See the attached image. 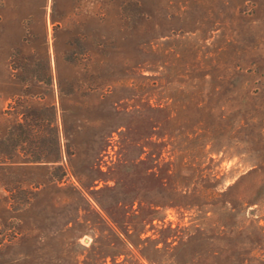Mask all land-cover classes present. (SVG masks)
<instances>
[{"label":"rangeland","instance_id":"obj_1","mask_svg":"<svg viewBox=\"0 0 264 264\" xmlns=\"http://www.w3.org/2000/svg\"><path fill=\"white\" fill-rule=\"evenodd\" d=\"M52 10L0 0V264H264V0ZM73 47L90 59L66 61ZM47 57L52 84L38 80ZM60 77L86 94L62 104ZM53 100L60 162L45 145ZM34 110L29 161L17 127Z\"/></svg>","mask_w":264,"mask_h":264},{"label":"trees","instance_id":"obj_2","mask_svg":"<svg viewBox=\"0 0 264 264\" xmlns=\"http://www.w3.org/2000/svg\"><path fill=\"white\" fill-rule=\"evenodd\" d=\"M57 3L58 0H53V10H52V16L53 19L56 20L57 19ZM82 37H84L83 35H81ZM77 43H79V39L76 40ZM71 45V41L69 42ZM79 48V46H77ZM77 47H73V49L68 50L66 53V56L63 57L65 58L66 61L70 62V63H74V64H78L81 61V58L84 59H90V53L88 52V50H82V48L77 49ZM61 57V54L59 52L56 53V60L57 62L59 61ZM37 65H39V63H37ZM20 68L21 69H27L28 66L25 62H20L18 63V66L15 65V68ZM41 70L43 73V75L38 76V80L45 82L47 84H52L53 83V73H52V63H51V58L47 57V59L45 60V62L40 66ZM22 81H30V79L28 78V76H23L21 77ZM32 80V79H31ZM36 80V79H35ZM65 81H63V79L58 80V85H59V90H60V97H61V101L63 104V99L65 96L68 95H72L75 94L77 92H80L81 94L85 95L86 94V90L83 89V82L79 81V79H76L75 81H71L69 83V89H67V87L65 86ZM67 85V84H66ZM21 96L17 98L16 102H18V104L22 105L23 104V100H21ZM23 115L24 119L18 121L19 126L17 128L19 129H25L28 128V133L30 134V136L32 137V141L35 142V147H34V151L32 153V155L29 157V161H35V160H40L42 158L41 155V148L39 146V144L41 143V135H40V131H41V119L43 117H41V115L39 114V112L37 111H33L30 115V117L33 119V122L28 123L27 124V117H29V114L27 115V112H25ZM47 129H49L50 134H48V136L45 139V145L46 148L49 150L50 152V158L53 161H58L60 162L62 160V144H61V138H60V127L57 121V105L56 102L53 100L51 101L50 105H49V112L47 115ZM26 120V121H25ZM26 123V124H25ZM28 125V126H27ZM65 129V133L69 139V127H67V125L64 126ZM109 136V135H108ZM71 143H67V151H71ZM83 183V182H82ZM84 185L86 183H83ZM86 186V185H85Z\"/></svg>","mask_w":264,"mask_h":264}]
</instances>
